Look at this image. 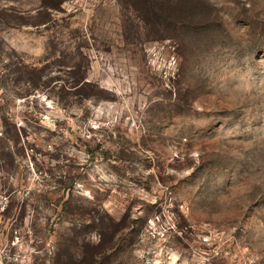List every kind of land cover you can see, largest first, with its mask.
I'll list each match as a JSON object with an SVG mask.
<instances>
[{"label": "rangeland", "instance_id": "374dc122", "mask_svg": "<svg viewBox=\"0 0 264 264\" xmlns=\"http://www.w3.org/2000/svg\"><path fill=\"white\" fill-rule=\"evenodd\" d=\"M0 264H264V0H0Z\"/></svg>", "mask_w": 264, "mask_h": 264}, {"label": "trees", "instance_id": "16d2710c", "mask_svg": "<svg viewBox=\"0 0 264 264\" xmlns=\"http://www.w3.org/2000/svg\"><path fill=\"white\" fill-rule=\"evenodd\" d=\"M19 81H24V82H26L27 84H32V79H31V77H30V71H28L26 74H25V76H22V77H20V79H19ZM30 86V85H29Z\"/></svg>", "mask_w": 264, "mask_h": 264}]
</instances>
